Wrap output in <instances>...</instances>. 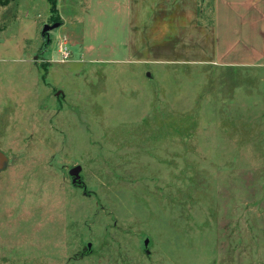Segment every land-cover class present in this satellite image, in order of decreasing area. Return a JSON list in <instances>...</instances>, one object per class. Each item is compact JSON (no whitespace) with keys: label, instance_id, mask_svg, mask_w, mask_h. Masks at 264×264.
<instances>
[{"label":"rangeland","instance_id":"rangeland-1","mask_svg":"<svg viewBox=\"0 0 264 264\" xmlns=\"http://www.w3.org/2000/svg\"><path fill=\"white\" fill-rule=\"evenodd\" d=\"M37 1L0 5V264H264V62L89 60L88 0Z\"/></svg>","mask_w":264,"mask_h":264},{"label":"crops","instance_id":"crops-1","mask_svg":"<svg viewBox=\"0 0 264 264\" xmlns=\"http://www.w3.org/2000/svg\"><path fill=\"white\" fill-rule=\"evenodd\" d=\"M37 2L42 13L49 10L48 2ZM211 8L212 23L200 24L198 0H88L70 49L79 45L80 55L99 61L218 67L264 62V0H212ZM25 26L26 20L19 30ZM102 51L109 56L99 57Z\"/></svg>","mask_w":264,"mask_h":264},{"label":"water","instance_id":"water-1","mask_svg":"<svg viewBox=\"0 0 264 264\" xmlns=\"http://www.w3.org/2000/svg\"><path fill=\"white\" fill-rule=\"evenodd\" d=\"M60 25L59 22H55V23H52V24H45L43 26V29H42V36H44L45 34L47 35L48 32L56 27H58ZM8 162V158L7 156L0 151V171H2L5 167V165L7 164ZM80 166H74L72 168L69 169L68 171V175L72 178L71 179V182L73 184H76V183H79V178H80V175H79V172H80ZM144 245H147V239L144 240ZM90 246V244H88V247Z\"/></svg>","mask_w":264,"mask_h":264},{"label":"built area","instance_id":"built-area-1","mask_svg":"<svg viewBox=\"0 0 264 264\" xmlns=\"http://www.w3.org/2000/svg\"><path fill=\"white\" fill-rule=\"evenodd\" d=\"M58 53L61 56V60H65L69 57L70 52L64 39H60L58 44Z\"/></svg>","mask_w":264,"mask_h":264},{"label":"trees","instance_id":"trees-1","mask_svg":"<svg viewBox=\"0 0 264 264\" xmlns=\"http://www.w3.org/2000/svg\"><path fill=\"white\" fill-rule=\"evenodd\" d=\"M11 1H14V0H0V5H6L8 4L9 2ZM48 4H49V8H50V11L53 13V12H56V0H47ZM211 12H212V9H211ZM198 22L200 24H203L202 21L199 20L198 18ZM208 24L212 23V19H208L207 21Z\"/></svg>","mask_w":264,"mask_h":264}]
</instances>
